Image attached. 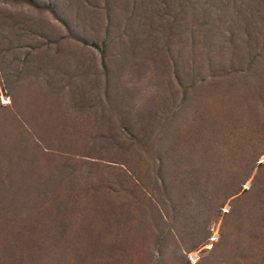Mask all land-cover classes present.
Listing matches in <instances>:
<instances>
[{"label": "rangeland", "instance_id": "rangeland-1", "mask_svg": "<svg viewBox=\"0 0 264 264\" xmlns=\"http://www.w3.org/2000/svg\"><path fill=\"white\" fill-rule=\"evenodd\" d=\"M180 1L0 0V44L6 35L19 46L22 72L0 95L10 108L0 115V264H264V169L252 181L264 153L242 186L185 184L175 209L161 185L179 189L166 169L181 156L194 163L191 145L214 129L205 152L223 163L264 146V117L255 130L256 119L228 116L207 86L181 105L177 75L194 57L185 48L178 58L179 31L167 30ZM206 2L181 13L184 43L226 29L241 0ZM207 93L216 100L205 104ZM169 119L174 142L160 150ZM158 155L170 158L162 169ZM191 232L209 241L180 255Z\"/></svg>", "mask_w": 264, "mask_h": 264}, {"label": "trees", "instance_id": "trees-1", "mask_svg": "<svg viewBox=\"0 0 264 264\" xmlns=\"http://www.w3.org/2000/svg\"><path fill=\"white\" fill-rule=\"evenodd\" d=\"M192 1H180L178 10H176L178 13L174 16L175 19L173 18V21L171 20L167 27L169 31L173 32L174 29L179 31L178 34H175L180 39L178 58L185 59V48L188 49L189 55L194 57L190 65L189 75L185 79L177 75L180 86L181 105L189 101L191 92L196 90L200 92L207 86L210 89L208 91H212V94L220 97L221 101L227 106L225 112L228 116L237 114L238 117L251 122V118L253 120L256 119V130V126H260L259 121L264 117V0H241L239 10L234 12L226 29H215L210 41H208V37L211 34H207V39L204 42L201 39L196 40V35L199 34V31H191L189 32V43L186 44L184 43L183 36L186 30L185 21L188 19V16L182 15L181 17V13L186 11L190 12V16H194V14H197L194 11L199 10L197 11L199 13L205 4L207 9L210 4V2H206L207 0H204L203 4H201L202 0H196V4L193 5ZM180 18L182 20L179 24L177 21H180ZM206 31L205 29L201 36H204ZM225 32L227 33L224 35ZM172 35L170 33L168 37ZM3 37L4 41L0 44V95L2 93L5 96H12V89L20 81L22 76L21 69L17 65L20 60L18 55L19 46L15 45L10 37L6 35H3ZM22 60L23 62L20 61V63H24V59ZM180 72L186 74L184 69H180ZM214 95L208 97L207 93L204 101L205 104L216 100ZM4 109H8V112H10L9 106H4L0 102V115L4 114ZM206 113L208 112L203 111L202 115L200 113L197 115L199 119L196 127L197 133L200 131L202 116L207 115ZM168 121L164 122L162 136L159 141H156L160 150L161 148H165L166 150L171 149L174 142L169 143V139L175 136L176 130L174 129L172 132V121L170 119ZM168 127H170V133ZM261 128V133H264V124L260 126V130ZM219 133L220 131L218 129L212 130L206 145L199 147V141H196L197 143L195 142V145H191L197 151V157L194 160L195 164L186 162L190 161V157L181 156L178 157L176 171L170 168L166 169V178L174 176V182H177L176 186H178V190L174 191V186L169 185L162 176L159 177L163 180L161 185L166 191V197H168V201L173 205L174 209L179 201V198L178 200L175 199L180 196L182 199L187 194L184 191L185 184H192L197 190L203 188L217 190L221 186L226 185V189L230 190V188L238 184L242 186L249 179L256 163H258L259 157L264 153V146L259 148L256 155L251 153L243 157V159L238 156H231L226 158V162L223 163L220 157L215 155V152H205V147L208 148V146L212 147V144H217ZM259 142L261 144V140ZM165 158L170 160L167 155H158L157 160L160 162V169L164 166ZM207 160V164L202 166L205 163L204 161ZM237 161H239L238 165ZM257 165L256 176L252 179L253 183L257 179L258 173L264 169V162ZM253 183H251L250 188L253 186ZM235 188L237 189V187ZM172 192H178V195L176 194L175 196ZM233 192L235 190H232ZM173 197L176 198L173 199ZM220 206H222V202ZM258 228L264 231L262 224ZM258 228H255V231ZM180 237H184L189 241L185 249L180 247L178 250L179 254L183 256L187 252L196 250L209 241L208 235L207 237H200V233L193 232L189 235L185 234V236L180 235ZM172 239L174 243L184 240L183 238L176 237ZM219 243H223V239L220 238L219 242H215L214 244L217 246ZM214 247L213 245L210 248V253H213ZM176 257H178V254Z\"/></svg>", "mask_w": 264, "mask_h": 264}]
</instances>
